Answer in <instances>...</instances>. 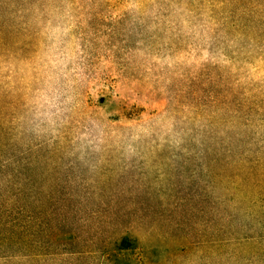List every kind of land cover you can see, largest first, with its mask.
<instances>
[{
    "label": "rangeland",
    "instance_id": "obj_1",
    "mask_svg": "<svg viewBox=\"0 0 264 264\" xmlns=\"http://www.w3.org/2000/svg\"><path fill=\"white\" fill-rule=\"evenodd\" d=\"M0 210V264H264V0H0Z\"/></svg>",
    "mask_w": 264,
    "mask_h": 264
},
{
    "label": "trees",
    "instance_id": "obj_2",
    "mask_svg": "<svg viewBox=\"0 0 264 264\" xmlns=\"http://www.w3.org/2000/svg\"><path fill=\"white\" fill-rule=\"evenodd\" d=\"M23 226L24 225L22 224H15L13 221L8 219V216L5 222H3L0 217V250L6 249L7 247L11 248V245L14 242L21 243V240L26 238L25 234H27L29 227H27V225ZM2 259L9 260L10 258L4 257Z\"/></svg>",
    "mask_w": 264,
    "mask_h": 264
}]
</instances>
